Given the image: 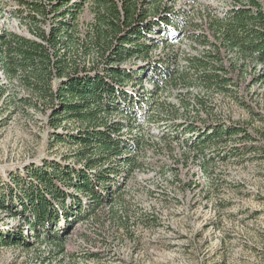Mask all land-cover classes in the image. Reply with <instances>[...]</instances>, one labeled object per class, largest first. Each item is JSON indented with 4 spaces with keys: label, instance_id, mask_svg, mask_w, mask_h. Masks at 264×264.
<instances>
[{
    "label": "trees",
    "instance_id": "obj_1",
    "mask_svg": "<svg viewBox=\"0 0 264 264\" xmlns=\"http://www.w3.org/2000/svg\"><path fill=\"white\" fill-rule=\"evenodd\" d=\"M115 2L99 0L85 32L75 24L80 7L70 0H31L27 14L13 11L26 34L0 26L2 110L50 111L51 147L72 150L63 161L46 160L0 179V210L22 221L0 232V246L29 247L33 238L54 246L60 257L76 226L96 225L98 210L122 200L119 189L147 160L161 162L177 180L182 166L209 164L203 154L226 139L256 149V137L214 113L213 94L200 97L192 90L236 96L252 67L264 69V0H233L221 17L184 26L189 50L181 48L183 37L173 41L181 19L169 10L158 14L157 1L151 12L136 0H123L120 7ZM135 60L144 67L124 66ZM148 70L153 89L129 91L134 82L142 86ZM174 91H182L176 104L161 101L159 93ZM151 127L161 143L135 133ZM182 184L185 192L188 185ZM156 220L142 219L147 225Z\"/></svg>",
    "mask_w": 264,
    "mask_h": 264
},
{
    "label": "rangeland",
    "instance_id": "obj_2",
    "mask_svg": "<svg viewBox=\"0 0 264 264\" xmlns=\"http://www.w3.org/2000/svg\"><path fill=\"white\" fill-rule=\"evenodd\" d=\"M27 1L31 0H0V26L26 34L25 24L12 12L27 14ZM98 1L70 0V6L80 7L75 24L83 32L95 22ZM122 1L115 3L120 7ZM156 1L158 14L169 10L181 19L179 37L173 40L176 42L183 37L184 26L193 21L203 23L212 15L221 17L233 6V0H136V3L151 12ZM171 31H175L174 27ZM183 39L181 48L189 50L190 41ZM160 51L155 50L153 57ZM134 64L144 67V62L138 60L124 66ZM150 74L149 70L142 74V86L134 82L128 90L140 92L142 87L152 90L147 79ZM182 91L159 93V97L176 104L178 95L186 93ZM192 91L200 97L213 94L214 113L256 137L252 143L256 149L250 152L249 142L226 139L203 154L209 164L201 166V161L184 165L177 180L168 168L162 170L161 162L147 160L119 189L122 200L98 210L100 221L96 225L90 222L76 226L64 255L58 257L54 246L30 238L29 247L0 246V264H264V69L252 67L246 73L238 97ZM187 98L192 100L191 95ZM3 107L0 101L1 181L18 171L23 175L30 165H42L46 160L63 161V157L70 155L72 150L66 146L51 147L50 111L44 114L28 109L11 115ZM135 133L161 143L156 128ZM180 151L179 148L176 153ZM160 157L164 162L168 159L166 154ZM182 182L188 185L185 192ZM124 208L129 221L123 218L127 217ZM144 215L156 217L155 224L143 222ZM21 224L20 219L11 220L10 213L0 210V232ZM23 231L26 235L27 231Z\"/></svg>",
    "mask_w": 264,
    "mask_h": 264
}]
</instances>
